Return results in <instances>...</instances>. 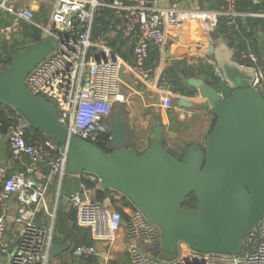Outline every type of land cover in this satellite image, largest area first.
Returning <instances> with one entry per match:
<instances>
[{
  "label": "built area",
  "instance_id": "2783aa9c",
  "mask_svg": "<svg viewBox=\"0 0 264 264\" xmlns=\"http://www.w3.org/2000/svg\"><path fill=\"white\" fill-rule=\"evenodd\" d=\"M185 0H0V42L19 49L24 46L26 27L37 29L41 38L55 41L56 47L25 76V85L34 95L43 97L55 107L58 121L66 130L88 142L96 144L107 135L103 120L112 106L126 103L119 75L124 60L106 42L105 34L94 37L97 11L109 9L115 20L108 26L107 34H117L131 45L133 65L130 69L139 75L144 84H152L162 94L177 95L166 73L156 76L146 64L148 50L154 46L160 55L167 50L166 28L172 24L196 21L207 35L217 29L221 21L236 25L246 16L264 18V13H244L237 9L239 0H222L220 9L186 8ZM41 9L43 12H41ZM15 45V46H14ZM243 65L254 71L253 86L264 87V71L258 57L252 52L242 53ZM242 64V63H241ZM215 74L221 73L214 68ZM6 130L9 152L14 160L27 157L25 173L8 174L0 160V254L7 258L5 264H47L54 243L51 223L36 222L40 212L47 211L46 196L49 181L57 179L59 194L63 181L70 176L88 180L93 187L81 185V191L69 197L68 207L75 211V225L87 228L93 241L77 244L75 250L82 259L100 257L94 242H105L108 249L121 231L124 232L125 252L129 264H264V216L243 237L241 250L235 255L205 253L178 244V256L173 260L158 259L150 248L161 247L162 232L149 223L142 212L121 192L108 189L104 198H113L118 208L95 201L100 189V179L83 171L72 174L67 170L68 154L47 138L43 143H30L26 139L28 121L13 108ZM47 163L46 180L38 186L30 176ZM15 197L18 213L12 217L16 242L11 245L5 235L10 226L8 202ZM62 197V195H61ZM124 200L122 202V198ZM126 203V204H125ZM100 264H111L107 258Z\"/></svg>",
  "mask_w": 264,
  "mask_h": 264
},
{
  "label": "water",
  "instance_id": "95a60500",
  "mask_svg": "<svg viewBox=\"0 0 264 264\" xmlns=\"http://www.w3.org/2000/svg\"><path fill=\"white\" fill-rule=\"evenodd\" d=\"M207 35L221 78L210 83L205 74L192 71L185 75V83L213 110L215 120L206 143L188 147L180 159L163 146L159 123L151 145L137 153L121 102L112 106L107 116L111 120H103L109 152L70 134L58 121L54 105L25 85L28 72L56 47L52 39L34 42L25 37L22 49L0 70V103L26 118L28 134L39 132L63 146L70 173L85 171L100 179L96 202L102 204L108 189L123 193L161 229L160 249L165 254L178 252V244L185 243L196 251L235 255L244 235L264 216V95L253 86L252 66L236 59L221 34ZM178 104L193 105L183 98ZM81 185L77 176L64 181L62 208ZM191 195L195 209L184 204ZM51 246L52 257L74 250L68 241Z\"/></svg>",
  "mask_w": 264,
  "mask_h": 264
},
{
  "label": "crops",
  "instance_id": "0c3cea01",
  "mask_svg": "<svg viewBox=\"0 0 264 264\" xmlns=\"http://www.w3.org/2000/svg\"><path fill=\"white\" fill-rule=\"evenodd\" d=\"M246 1L251 3L253 11L246 9L244 13H264V0ZM182 6L186 8L200 7L217 10L221 8V0H185ZM252 18L261 17L246 16L239 18L236 25H227V27H230L227 33V40L231 45L230 47L233 53H235L236 59L242 64L246 62L241 58L242 53L252 52L257 55L258 47L260 48L263 45L264 48V33L260 30V25L252 29L253 32L257 33L256 39L246 37L247 32H249L247 20ZM107 36L110 39L118 38L116 37L118 36L116 32L115 34L109 33ZM166 36L167 50L163 55H160L154 46H151L148 50L147 60L151 62L155 76L161 71L164 72L168 69L175 68L185 72H178L180 73L178 76L185 83V75L189 74V72L193 71L195 75L204 74L200 70L204 65H211L213 68H216L211 60L212 45L208 39V35L201 30L196 21L190 20L182 24H172L166 28ZM121 50L131 56L133 60L131 45L129 43L127 44V41L124 40V44L121 45ZM123 60L124 65L119 72L121 77V90L127 96L125 105L128 112V123L134 140L133 148L137 153L147 150L151 145V139L157 123H159L162 130L163 146L174 154V156H183L190 146H203L212 130L214 112L199 94L197 92L192 94V96L180 94L182 97H177L175 94H162L154 90L152 84H144L140 81L139 75L130 69L129 65H133V61H127L125 58ZM257 90L264 95L263 86L258 87ZM181 98L192 102L193 105L189 108L179 105L178 100ZM0 160L6 166L9 174L16 172L25 173V168L28 164L26 156L21 160H14L12 158L6 135L3 134H0ZM47 168L48 165L44 162L38 167L37 173L30 175L38 186L44 185ZM57 184L58 180L56 178L49 181L45 200L47 211L40 212L37 215L36 222L41 224L46 222L51 223L54 227V237H57L58 240L55 243L63 244L65 241H68L71 247L74 248V250H65L56 257H52L50 254L47 264H76L78 260L82 259L75 250L77 244L75 245L73 240H64L63 234L58 232L56 227L58 221H60V216L64 212L71 210L69 207L66 209L62 208L61 195L63 194V189L61 188L62 191L59 194ZM103 203L104 205H110L112 208H118L117 204H112L108 200L104 199ZM8 205L10 209V226L5 237L13 245L16 242V234L15 228L11 225V219L18 213L15 197L9 200ZM124 243L123 231L119 233L113 246L109 249L105 242H94L100 254V257L94 258L95 262L100 264L99 261L107 258L111 264H129L130 262L125 252ZM6 260L7 258L0 254V264H5Z\"/></svg>",
  "mask_w": 264,
  "mask_h": 264
},
{
  "label": "trees",
  "instance_id": "16d2710c",
  "mask_svg": "<svg viewBox=\"0 0 264 264\" xmlns=\"http://www.w3.org/2000/svg\"><path fill=\"white\" fill-rule=\"evenodd\" d=\"M221 6H222V0H221ZM237 9L243 12L246 9L253 11L251 3H248V1L246 0H239L237 3ZM94 19H95L94 30H93L94 37H97V35L105 34L104 37H105L106 42L112 47V49L115 52H118L127 61H133L131 56L127 55L125 52L121 50V45L124 44L125 39L120 37L119 34L118 36H116L118 37L116 39H112V38L110 39L106 35V33L109 31L108 26L111 25V23L115 20V18L113 17V12L109 9H103V10L97 11ZM247 21H248L247 23H248L249 32H247L246 37H248L249 39L250 37L253 39L257 38V33L252 31L253 27H256L257 25H260V30L264 33V19L252 18V19H248ZM2 23H4L3 18L0 17V26L2 25ZM229 30H230V27H227V24L225 21H221L216 29V31L219 34H221L226 39L227 42H229L227 40V37H228L227 33ZM23 36L29 37L34 42H40V40H42L41 33L37 29L31 28V27H26L24 29ZM22 47L19 49H14V47L7 46L4 42L3 43L0 42V70L3 69L6 65H8V63L11 61V57L13 56V54L17 51H20ZM146 64L153 69L151 62L146 60ZM245 64H248V63H245ZM200 70L207 76V80L210 83L211 82L216 83L218 81L219 77L215 74L214 68L211 65L210 66L204 65L201 67ZM182 71L173 68V69H168L164 71V73H166L168 77L170 78V80L172 81L173 89L175 91H178L180 94H184V95L186 94V95L192 96V94H194L196 91L193 89H190L185 83H183V80H181V78L178 76L180 75ZM183 73L185 72L183 71ZM12 113H13V110L11 109L9 105L0 103V134L6 135L5 133H6L7 127L11 123L9 116ZM214 120H215V115H214ZM214 120H213V123H214ZM34 133L35 134L33 136L26 133V139L28 142L30 140L31 143H43V141L47 139L46 136L42 135L39 132H34ZM101 137L104 139L107 137V135H102ZM96 145L98 146V148H101L102 150L106 152L110 151L106 147V145L101 142V140L100 142L96 143ZM181 157L182 156H179L177 158L180 159ZM82 183L86 187H93V184L90 183L88 180L83 179ZM107 193H108V190L105 191V197L108 195ZM123 200H124V197L122 198V202ZM110 202L113 204L115 201L113 200V198H110ZM184 204L192 207L193 209H195L197 205L193 195L189 196L186 199ZM74 222H75V211L71 209L70 211L64 212L60 216V221H58V224L56 226L57 231L63 234L64 240L65 239L73 240L75 242V245L84 244V243L91 244L92 239L90 237L89 230L85 228L81 229L77 227ZM57 241H58L57 237H54V243ZM76 264H97V263L95 262L94 258L90 257L87 259H80L76 262Z\"/></svg>",
  "mask_w": 264,
  "mask_h": 264
},
{
  "label": "rangeland",
  "instance_id": "374dc122",
  "mask_svg": "<svg viewBox=\"0 0 264 264\" xmlns=\"http://www.w3.org/2000/svg\"><path fill=\"white\" fill-rule=\"evenodd\" d=\"M41 12L42 9H41ZM214 32H217L216 30L212 31L211 33H214ZM258 65L259 67L264 71V48H263V45L260 46V48L258 47ZM105 120L107 122H109L111 120V116L105 118ZM132 133V132H131ZM150 253L159 258V259H163V260H173L175 258H177L178 256V252H174L172 254H165L161 249H160V246H154L152 248H150Z\"/></svg>",
  "mask_w": 264,
  "mask_h": 264
},
{
  "label": "flooded vegetation",
  "instance_id": "af4514ba",
  "mask_svg": "<svg viewBox=\"0 0 264 264\" xmlns=\"http://www.w3.org/2000/svg\"><path fill=\"white\" fill-rule=\"evenodd\" d=\"M101 142H102L103 144H105V143H104V142H105V139H102ZM105 145H106V144H105ZM106 147H107V146H106Z\"/></svg>",
  "mask_w": 264,
  "mask_h": 264
}]
</instances>
